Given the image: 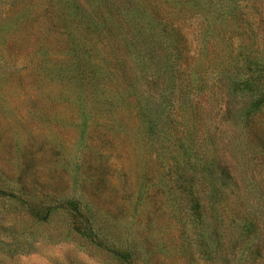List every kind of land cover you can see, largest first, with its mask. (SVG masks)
<instances>
[{
  "label": "rangeland",
  "instance_id": "374dc122",
  "mask_svg": "<svg viewBox=\"0 0 264 264\" xmlns=\"http://www.w3.org/2000/svg\"><path fill=\"white\" fill-rule=\"evenodd\" d=\"M160 1L166 4L157 6ZM208 1L220 8L219 1L204 0L201 11ZM244 2L241 20L227 25L209 17L200 32L193 2L0 0V264H258L255 249L264 253V146L253 139L236 150L240 140L230 138L239 196L211 203L199 193L203 222L196 224L182 209L186 197L178 186L193 171L201 173L205 137L196 131L188 146V122L174 118L173 110L177 85L186 83L195 57L200 74L234 61L240 68L236 53L251 48L253 22L251 2ZM134 4L174 22L179 65L144 57V45L134 90L103 103L104 92L123 84L117 73L106 77L103 91L85 82L92 58L73 46L82 37L76 27L90 13H102L116 40V22L122 27L121 13ZM116 56L125 58L120 50ZM222 77L237 116L249 97L231 93ZM132 92L147 115L135 107ZM173 157L182 167L176 172ZM177 201L179 211L173 210ZM126 250L130 256L121 258Z\"/></svg>",
  "mask_w": 264,
  "mask_h": 264
},
{
  "label": "trees",
  "instance_id": "16d2710c",
  "mask_svg": "<svg viewBox=\"0 0 264 264\" xmlns=\"http://www.w3.org/2000/svg\"><path fill=\"white\" fill-rule=\"evenodd\" d=\"M172 1L177 3L180 1L181 4L193 2L196 5V12L191 15L198 16L201 19L198 29L200 32L205 29L206 25H210L209 17L219 19L220 23L224 22L227 25L234 23L238 18L241 20L244 17L241 8L243 4L240 6L243 1L251 2L253 15L249 35L251 36V48L247 52L238 51L236 53V57L239 58L240 68L234 67L236 63L234 61L229 62V66L228 64L217 66L216 71H210V73L207 71L204 74H200L201 72L198 70L199 63L195 57L194 60L196 61L189 66V75L186 83L183 87L177 85L176 88L175 105L173 104L174 118L182 117L185 118L184 122H188V146L192 142L193 137L196 136V131L203 130V139L205 137L203 146L205 156L200 162L201 173L193 171L189 178L180 179V181H187L186 185L184 187L178 186L179 192L186 197L182 209L187 212L196 224H201L203 222V212L200 199L198 198L199 193L211 197V203L214 202L213 199L221 200V197L230 193L239 196L234 191L235 188L239 189L240 182L237 181L235 171H233L234 161L230 155V148H234L235 145H231L232 140L230 138L234 134L239 138L240 142L236 150L241 147H247V144L253 139L259 142V148L264 146V0H217L219 1L217 6L220 8L211 6L213 4L212 1H208L207 5L210 4V7L205 11L200 10L203 7L204 0ZM246 2L244 3L246 4ZM164 4H166L164 1H160L157 6ZM144 7L146 6L140 5L139 10H136L137 5L134 4L121 13L120 16L124 21V25L121 27L120 22L119 24L116 22L115 30H117L116 35L119 37L118 39L115 38L116 40L112 39V36L115 37V35L111 34L110 23L105 25V17L101 15L102 13L100 15L90 13V17L87 18L88 20L84 22V25H80V30L76 27L82 37L81 40L74 42L73 46L78 48L79 44V47L83 50H89L90 53L88 55L92 58V62L90 61L88 64L91 69L86 73L88 75L85 82H89L94 89L101 88V91H103L106 77L117 73L123 84L121 88H116L113 91L114 93L107 92L105 94L104 92L101 99L103 103L109 101L110 104L111 99L117 100L116 96L122 100L128 93L123 92L125 89L134 90L139 66L142 62L141 48L144 45L147 48L143 47L144 50L146 49L145 51L143 50L144 57H149L150 59L154 57L158 63L163 62V66L167 67L170 64L179 65V37L177 28L173 26L174 22L160 15L156 16L149 9L147 10V7ZM179 10L177 9L175 13ZM214 10L218 11V13L216 12L217 14H215ZM243 23L246 24V20ZM101 49L106 51L99 52ZM118 50L121 51V54L126 59L123 57L120 59L116 56ZM98 54L102 55L97 57ZM107 55L110 56L106 59ZM111 56L117 59L118 62L110 59ZM110 60H113V62ZM177 68L176 70L174 69L175 72ZM226 68L232 70L229 71ZM80 72V80L84 83V71L81 69ZM158 73L157 70L156 76H158ZM224 75L225 77L222 78L229 79V90L231 93L245 92L249 97L248 102L241 109L236 110L237 116L231 115L234 108L230 106V103L224 97L225 89L221 84V76ZM132 95H134L133 98L137 102L135 105L137 110L140 111L141 115H147L144 112V106L136 99L135 93ZM179 109L183 111L182 115H179ZM184 112L187 113L186 116H184ZM152 126L151 121L147 118V129L152 128ZM188 146L185 148L187 152L192 150V147ZM172 165L175 172L177 169H182L176 158H174ZM176 174L178 177L180 176L178 173ZM199 175L204 178L200 180V183L194 178H198ZM181 176L183 177V175ZM192 179L195 180L194 183L197 187L193 186ZM244 182L241 181L243 186ZM246 190L244 192L248 193V189ZM180 208L179 202H175L173 210L179 211ZM202 243L205 246L203 237L199 238L198 241L201 247H203ZM201 250L202 252L205 251V249ZM123 255L121 254L120 257L128 259L130 252L126 250ZM255 255L259 264V261L264 259V253L261 254L259 249H255Z\"/></svg>",
  "mask_w": 264,
  "mask_h": 264
}]
</instances>
